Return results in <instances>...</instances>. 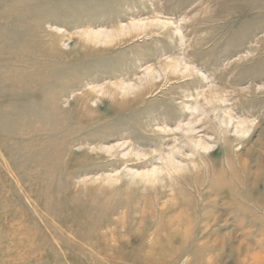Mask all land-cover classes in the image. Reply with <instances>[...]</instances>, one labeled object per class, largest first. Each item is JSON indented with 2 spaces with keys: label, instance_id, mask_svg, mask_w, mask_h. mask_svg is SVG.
<instances>
[{
  "label": "rangeland",
  "instance_id": "rangeland-1",
  "mask_svg": "<svg viewBox=\"0 0 264 264\" xmlns=\"http://www.w3.org/2000/svg\"><path fill=\"white\" fill-rule=\"evenodd\" d=\"M0 264H264V0H0Z\"/></svg>",
  "mask_w": 264,
  "mask_h": 264
},
{
  "label": "bare ground",
  "instance_id": "bare-ground-1",
  "mask_svg": "<svg viewBox=\"0 0 264 264\" xmlns=\"http://www.w3.org/2000/svg\"><path fill=\"white\" fill-rule=\"evenodd\" d=\"M97 39H99V38H97ZM103 39H105V35H103ZM184 65V64H183ZM124 86V85H123ZM124 89V88H123ZM126 89H128V88H126ZM125 92V91H124ZM171 162V161H170ZM171 164V163H170Z\"/></svg>",
  "mask_w": 264,
  "mask_h": 264
}]
</instances>
